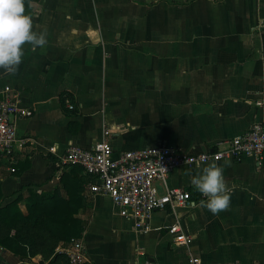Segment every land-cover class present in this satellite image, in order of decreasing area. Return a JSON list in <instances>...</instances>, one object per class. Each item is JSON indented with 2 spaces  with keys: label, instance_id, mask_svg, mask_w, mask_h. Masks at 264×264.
I'll use <instances>...</instances> for the list:
<instances>
[{
  "label": "crops",
  "instance_id": "1",
  "mask_svg": "<svg viewBox=\"0 0 264 264\" xmlns=\"http://www.w3.org/2000/svg\"><path fill=\"white\" fill-rule=\"evenodd\" d=\"M5 11L0 98L9 85L32 114L12 118L18 141L14 171L0 160L4 202L19 197L22 214L32 204L75 208L95 264H189L190 255L264 264V158L174 168L167 186L188 190L190 202L154 210L146 231L92 194L79 166L57 163L69 143L92 146L104 124L114 153L158 144L198 152L262 119L264 0H8ZM175 222L190 244L173 243ZM50 261L0 246V264Z\"/></svg>",
  "mask_w": 264,
  "mask_h": 264
},
{
  "label": "built area",
  "instance_id": "2",
  "mask_svg": "<svg viewBox=\"0 0 264 264\" xmlns=\"http://www.w3.org/2000/svg\"><path fill=\"white\" fill-rule=\"evenodd\" d=\"M74 105L67 102V108ZM31 110L18 104L15 90L4 85L0 98V160L12 167L13 153L18 141L14 116H30ZM110 129L103 125L101 137L89 148L69 143L58 157V165L79 166L90 177L87 188L92 194L107 196L117 212L133 222L138 231L149 228V219L156 209L169 206H186L190 192L183 188L167 186L171 170L179 166H193L221 159H240L252 156L258 162L264 158V117L253 122L241 134L216 142V148L207 151L189 152L163 144L122 150L114 153L109 141ZM51 146L48 151L55 152ZM164 186V191L157 184ZM175 245H188L190 235L180 230L175 222L168 228ZM60 252L67 257L68 264H95L87 259L82 236L71 238L60 246ZM133 264H158L146 259H137ZM189 264H242L239 261L203 263L200 258L190 255Z\"/></svg>",
  "mask_w": 264,
  "mask_h": 264
},
{
  "label": "trees",
  "instance_id": "3",
  "mask_svg": "<svg viewBox=\"0 0 264 264\" xmlns=\"http://www.w3.org/2000/svg\"><path fill=\"white\" fill-rule=\"evenodd\" d=\"M7 1L0 0V11L4 13L5 19L8 18L5 11ZM62 106L67 108L63 99ZM69 111L74 115L78 113L75 105ZM4 200L0 186V246L20 257L40 254L44 259H51L50 264H68L66 255L55 252V249L60 241L67 243L71 238L81 235L83 226L72 214L75 208H72V212H65V209L48 212L38 210L32 204L28 212L22 214L17 207L19 197L9 202ZM72 202L73 200H69L68 203Z\"/></svg>",
  "mask_w": 264,
  "mask_h": 264
}]
</instances>
